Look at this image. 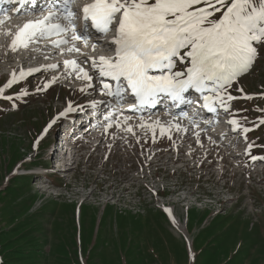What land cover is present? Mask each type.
Segmentation results:
<instances>
[{"label":"rangeland","instance_id":"obj_1","mask_svg":"<svg viewBox=\"0 0 264 264\" xmlns=\"http://www.w3.org/2000/svg\"><path fill=\"white\" fill-rule=\"evenodd\" d=\"M7 45L0 51V86L13 70L22 68L21 58L30 61L31 65L25 63L28 69L56 63L41 61L44 53L34 50L37 47L12 53ZM106 49L101 44L95 53L83 49V56L110 55ZM69 55L67 59L85 60ZM252 73L241 77L244 91L264 92V59L257 61ZM54 76L59 79L47 91L38 90ZM82 83L74 77L66 79L60 63L57 69L34 72L5 89L4 96L11 99L0 98V264H264V161L249 163L246 154L235 157L252 141V154L264 156V125L247 133V141L239 130L231 131L236 133L232 143L224 149L221 145L218 158L232 176L224 188L206 163L202 172L193 168L196 165L173 172L178 167L169 162L153 170L145 151L157 145L166 146L168 152L171 147L167 137L161 140L158 127L155 143L153 134L140 128H135L137 135L114 127L102 135L99 127L76 147L78 167L58 176L35 174L40 168H59L57 159L54 166L47 163L58 125L57 121L44 133L50 120L69 101L86 109L90 99L101 98L98 91L82 94ZM257 107L264 108V98L233 101V108L248 109L241 115L250 120L264 116L253 111ZM144 119L151 122L154 116ZM192 139L186 135L187 142ZM201 151L209 152L204 145ZM140 156L142 165H133L130 171L129 162Z\"/></svg>","mask_w":264,"mask_h":264},{"label":"snow or ice","instance_id":"obj_2","mask_svg":"<svg viewBox=\"0 0 264 264\" xmlns=\"http://www.w3.org/2000/svg\"><path fill=\"white\" fill-rule=\"evenodd\" d=\"M0 3L12 6L0 9V35L9 38V52L50 40L61 55L67 52L83 56V49L95 53L98 45L108 44L111 55L63 61L65 78L83 82L79 88L82 94L89 90L99 92L101 99H90L89 106L100 113L107 110L100 124L105 133L115 127L119 132L135 135V128H140L151 132L155 143L157 127L159 134L167 135L169 140L173 129L177 133L188 131L178 120L165 125L159 119L149 122L140 116L133 123L137 112L161 101H171L173 107L193 106L191 116L187 113L182 116L201 147V132L206 131L198 119L201 109L213 114V119L203 121L208 126L223 111L229 116L227 123L231 130H239L245 141L247 133L264 125V116L250 120L241 115L248 109L233 108L236 100L264 98V92L246 93L241 81L242 76L254 74L253 67L264 59V0H86L76 8L73 5L77 0H0ZM19 15L31 18L9 26L13 16ZM58 67L49 64L13 70L0 86V98L11 99L4 96L5 89L26 76ZM58 79L54 76L38 90L47 91ZM190 92L196 95L187 97L185 94ZM125 104L133 115L124 114ZM77 109L84 110V106L69 101L46 125L44 133L58 119ZM253 111L264 113V108ZM208 140L216 143L211 137ZM38 142H34V148ZM254 146L255 141L248 142L245 154L252 161H264V156L252 154ZM172 147H177L175 141Z\"/></svg>","mask_w":264,"mask_h":264},{"label":"bare ground","instance_id":"obj_3","mask_svg":"<svg viewBox=\"0 0 264 264\" xmlns=\"http://www.w3.org/2000/svg\"><path fill=\"white\" fill-rule=\"evenodd\" d=\"M78 4H81V3H78ZM12 6L11 5H9V4H7V3H0V9H10ZM31 17L30 16H25V15H19V16H13V18L10 20V22H9V26H13L12 24V22L13 21H17L16 23H18V25L19 24H22L23 22H25L26 20H28V19H30ZM12 21V22H11ZM15 23V24H16ZM15 26V25H14ZM13 26V27H14ZM1 36L2 35H0V49H1V47L2 46H4L5 45V43L6 44H8L9 43V38H6L5 40H3V39H1ZM4 38V37H3ZM51 39H56V37H52ZM97 38L94 36L93 37V40L95 41ZM44 41V44H42V45H40L39 43L38 44H36V45H31L30 47L31 48H35V47H37L38 49H41V51L44 53V54H47L46 56L48 57L47 58V60H50V59H53L55 62H57V64L59 65L60 63L63 65V61L65 60V59H67V56H68V53L67 52H64V54L63 55H61V51H60V49H56V48H53V46H52V44H51V42H50V40H43ZM101 45H104L107 49V53L108 52H110V51H108V44H101ZM22 50H24V49H22ZM72 54H75V53H72ZM55 55L57 56H64V58H62L63 59V61H57L56 59H55ZM69 56H71V54L69 55ZM41 57V56H40ZM80 58H84V59H87V58H85L84 56H81ZM27 59L28 58H21L19 61H25V62H22L21 63V65H23L22 66V69H27L28 70V68H27V65L25 64V63H29L30 64V61H27ZM41 61L42 60H44L43 58L42 59H40ZM31 63H33V62H31ZM25 64V65H24ZM28 64V65H29ZM20 67V66H19ZM31 66H29V68H30ZM25 69V70H26ZM27 77V76H26ZM26 79V78H25ZM25 79H23V80H25ZM168 102V101H167ZM127 105V104H126ZM85 110V109H84ZM106 110V109H105ZM207 114H211V113H208V112H206ZM91 114V113H90ZM124 114L125 115H133V113H131V112H128V111H124ZM189 116H191L190 115V113H187ZM139 114H135V116H138ZM144 114H141V116H143ZM212 115V114H211ZM167 116H172V114H167ZM85 118H87V119H90V118H97V116H94V117H91V115H87V116H85ZM100 118V117H99ZM204 118H207V116H204ZM157 119H159V117H154V120H157ZM78 120V119H77ZM160 120H162V119H160ZM201 120H204L203 118L201 119ZM102 119H95L94 120V122H97V124H101L102 123ZM215 122H216V119H215ZM214 122V123H215ZM74 123V122H73ZM133 123H134V121H133ZM162 123V122H161ZM182 126H184V124L183 123H181V122H179ZM213 123V124H214ZM163 124V123H162ZM216 124V123H215ZM213 125L214 126V129L217 131V134H225V136H227L226 138H225V140H228V141H231V137L233 136V137H235V135H236V133H234L233 135H231L232 134V130L230 131V132H227V131H225L224 132V129H223V126L221 127V126H217V125ZM222 125V124H221ZM88 126H89V130L93 127V124L91 123V122H89L88 123ZM57 127V126H56ZM210 126H208V125H206L204 128H209ZM224 127L226 128V127H228V124H224ZM99 127L97 126L96 127V129L95 130H93V131H88L87 132V134H86V136H84V137H82L81 139H89V136L90 135H94L95 134V132H96V130L98 129ZM115 128V127H114ZM216 128H218V129H216ZM192 130V129H191ZM55 131H56V129H55ZM178 134L179 133H177L176 134V137H178ZM102 135H105V132H102ZM230 137V138H229ZM57 138L59 139V147H60V149H63V142H62V139H60V135L59 134H57ZM69 138H71V136L69 137ZM92 139V138H91ZM232 139H234V138H232ZM242 139H243V137H242ZM237 141V140H236ZM86 145H87V143L83 146L84 148L86 147ZM84 148H82V149H84ZM91 148H93V147H91ZM95 148H97V146L95 147ZM104 148V147H103ZM157 149H156V151L152 154L153 156H157L156 158H155V161L152 163L153 165H154V167L155 168H163V165L162 164H166V163H168L169 162V164L171 165H176V167H178L177 165H178V163H175V161H173V158L175 157V152L174 153H172V154H170L169 155V153L164 149V148H162V149H160V147L159 146H157L156 147ZM68 150V149H67ZM66 150V152L65 153H67L68 152V154H61V156H59L58 155V152H57V150H55V151H53V154H54V156H51V157H49L50 158V160H51V162H48L50 165H52V166H54V159H57V161H59V162H57V163H60L57 167H59V168H56V167H51L52 169H49V170H44V169H42V168H40V169H38V170H36V171H34V173L35 174H37V175H40V176H47V175H52V174H59V173H63V172H65L66 170H68V169H70V167H72V166H77L76 165V163H77V157L78 156H76V155H78V154H76V151L75 150H77L76 148H74V149H71V150H69V151H67ZM92 150H94V149H92ZM118 151H119V149H117ZM175 150V149H174ZM75 152V157L73 158H69V162L68 163H66V157L70 154V156H71V154H72V152ZM189 152H191V149H189L188 150ZM95 152V151H94ZM100 152V151H99ZM50 155H51V152H50ZM103 157H105V155H103ZM72 160H73V164L71 163L72 162ZM63 162V163H62ZM142 162H143V160H142V157L140 156V158L138 159V158H134L133 160H131L130 162H129V164H131L132 163V165H130L128 168L130 169V171H134V167H133V165H136V167H139V166H141L142 165ZM62 163V164H61ZM47 165V164H46ZM78 167V166H77ZM175 167V168H176ZM191 168L192 166H184L182 169H180V168H176L177 170L175 171V172H180V171H189V169L187 170V168ZM194 168V167H193ZM142 185H140V187H141ZM155 188H156V186H154ZM46 191V190H45ZM156 209H158V210H161L162 209V205L161 204H157L156 206ZM170 212H171V210H170ZM170 216V215H169ZM173 218V217H172ZM170 220H171V218H169Z\"/></svg>","mask_w":264,"mask_h":264},{"label":"crops","instance_id":"obj_4","mask_svg":"<svg viewBox=\"0 0 264 264\" xmlns=\"http://www.w3.org/2000/svg\"><path fill=\"white\" fill-rule=\"evenodd\" d=\"M28 261L30 262V260L28 259Z\"/></svg>","mask_w":264,"mask_h":264},{"label":"trees","instance_id":"obj_5","mask_svg":"<svg viewBox=\"0 0 264 264\" xmlns=\"http://www.w3.org/2000/svg\"><path fill=\"white\" fill-rule=\"evenodd\" d=\"M48 163V162H47Z\"/></svg>","mask_w":264,"mask_h":264}]
</instances>
